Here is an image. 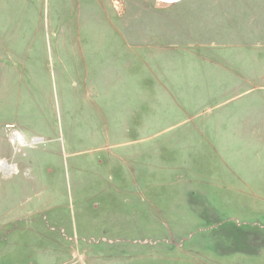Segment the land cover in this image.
Segmentation results:
<instances>
[{
	"label": "rangeland",
	"instance_id": "1",
	"mask_svg": "<svg viewBox=\"0 0 264 264\" xmlns=\"http://www.w3.org/2000/svg\"><path fill=\"white\" fill-rule=\"evenodd\" d=\"M0 264H264V0H0Z\"/></svg>",
	"mask_w": 264,
	"mask_h": 264
}]
</instances>
